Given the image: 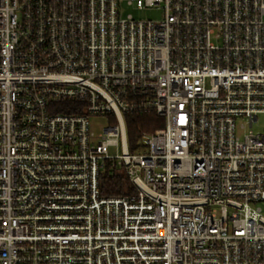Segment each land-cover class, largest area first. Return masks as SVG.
<instances>
[{"label": "built area", "instance_id": "obj_1", "mask_svg": "<svg viewBox=\"0 0 264 264\" xmlns=\"http://www.w3.org/2000/svg\"><path fill=\"white\" fill-rule=\"evenodd\" d=\"M261 116L264 0H0V264H264Z\"/></svg>", "mask_w": 264, "mask_h": 264}, {"label": "trees", "instance_id": "obj_2", "mask_svg": "<svg viewBox=\"0 0 264 264\" xmlns=\"http://www.w3.org/2000/svg\"><path fill=\"white\" fill-rule=\"evenodd\" d=\"M66 107H72L76 104H66ZM68 109V110H67ZM66 108L64 112H70ZM72 112H76L73 110ZM126 124L128 131V141L130 149L135 148L136 143L140 138L142 132L148 134L153 133L159 128H163L164 120L158 117L155 112L145 114H135L126 116ZM101 192L104 196H122L133 194L136 192L135 186L131 183L130 179L122 171H111L107 169L101 177Z\"/></svg>", "mask_w": 264, "mask_h": 264}, {"label": "rangeland", "instance_id": "obj_3", "mask_svg": "<svg viewBox=\"0 0 264 264\" xmlns=\"http://www.w3.org/2000/svg\"><path fill=\"white\" fill-rule=\"evenodd\" d=\"M127 13H132L136 18L139 19H154L158 20L162 17V12L157 11L155 9H148V10H139L134 11L132 9H127ZM107 121L105 119H97L96 117L91 118V130L94 132L95 135H98L103 132L104 127H106ZM264 126V116L260 117V123L259 126H255L253 129H246L243 131H240V135H244V133H247L249 130H253L254 132L261 131ZM110 154L115 155L117 154L116 149H111Z\"/></svg>", "mask_w": 264, "mask_h": 264}]
</instances>
